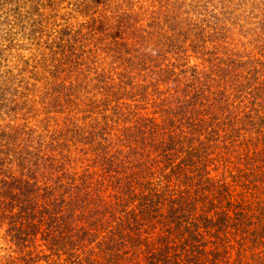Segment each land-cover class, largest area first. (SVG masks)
Segmentation results:
<instances>
[{
    "label": "rangeland",
    "instance_id": "374dc122",
    "mask_svg": "<svg viewBox=\"0 0 264 264\" xmlns=\"http://www.w3.org/2000/svg\"><path fill=\"white\" fill-rule=\"evenodd\" d=\"M262 104L264 0H0V264H264Z\"/></svg>",
    "mask_w": 264,
    "mask_h": 264
},
{
    "label": "trees",
    "instance_id": "16d2710c",
    "mask_svg": "<svg viewBox=\"0 0 264 264\" xmlns=\"http://www.w3.org/2000/svg\"><path fill=\"white\" fill-rule=\"evenodd\" d=\"M200 89H201V87H200ZM199 89V91L197 92V94L199 95H201V90ZM184 94H185V92H184V90L182 91ZM181 92V93H182ZM176 104H178V107H173L174 108V110L176 111V110H178V111H181V109H182V107H181V104H182V101L180 102V100H176ZM179 102V103H178ZM168 105L169 104H171V103H168V102H166ZM181 103V104H180ZM172 105V104H171ZM259 105H260V103L258 104V111H259ZM177 106V105H176ZM169 111V112H168ZM175 111H171V109L170 110H167L166 112H168L167 114H166V116L167 117H169L170 115H172V113H174ZM152 112V114H155L156 112H155V110H153V111H151ZM261 112H264V105L262 104V107H261ZM180 113V112H179ZM174 115V114H173ZM262 116L263 115H261L260 116V119H262ZM264 117V116H263ZM166 119H163V121H165ZM206 122V121H205ZM205 127H208L209 128V125H207V124H204V123H202ZM232 140V139H231ZM171 157H172V155H170V154H168L167 153V155H164V161H163V164H164V166L166 167V168H168V166H169V161H168V159H171ZM181 173V172H180ZM181 177V176H180ZM187 229V231H189L188 232V237H190V238H192L193 239V241H194V243H193V241L191 242V244L189 245V243H187L188 241H186V243H184L183 245H181V248H179V250L178 251H176V249H173V251H175V253H176V256H181V258H186L187 260H189L190 258H188L190 255L192 256V254L191 253H198V254H202L203 253V251H204V248H202V247H198V246H200V244L197 242V240H198V236H196V234H194V233H192L191 231H190V229L189 228H186ZM182 231H180V229H175V228H173V229H168L167 230V234H166V237H164V238H159L162 242H161V244L160 245H156V244H153L152 245V252H155V253H157V254H159L160 256L161 255H165V258L166 259H169V257H172L173 256V254L174 253H171V250H169L170 249V245H169V242L170 241H172V240H174V238L175 237H178L179 239H181V238H183V237H185L184 236V234L183 233H181ZM92 237L94 238L95 236L94 235H92ZM108 237H110V238H115V236H108ZM188 237H185V238H188ZM167 240H170V241H167ZM195 240H196V242H195ZM183 241H185V239L183 240ZM111 241H109L108 240V238L107 237H101V240H99L98 241V246H100V247H103V248H106L105 249V251H108V250H110L112 247H111V245H113V244H116L115 242H112V243H110ZM117 242V241H116ZM193 244V245H192ZM118 245V244H117ZM171 248H172V246H171ZM149 250H150V248H149ZM115 251V249L113 250V251H111V253H113ZM116 253V252H115ZM114 253V254H115ZM147 253H149L148 251H147ZM118 255V254H117ZM152 256H155V255H152ZM199 260V259H198ZM205 260L208 262V260L205 258ZM173 262H175V260H173ZM170 263V262H169ZM155 264V263H154ZM175 264H177V262L175 263Z\"/></svg>",
    "mask_w": 264,
    "mask_h": 264
}]
</instances>
